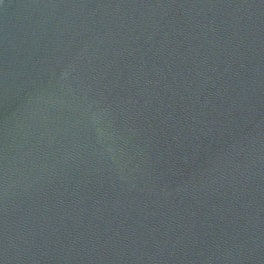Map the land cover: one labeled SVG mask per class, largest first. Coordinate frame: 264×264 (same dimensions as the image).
<instances>
[{"label":"water","instance_id":"obj_1","mask_svg":"<svg viewBox=\"0 0 264 264\" xmlns=\"http://www.w3.org/2000/svg\"><path fill=\"white\" fill-rule=\"evenodd\" d=\"M0 264H264V0H0Z\"/></svg>","mask_w":264,"mask_h":264}]
</instances>
